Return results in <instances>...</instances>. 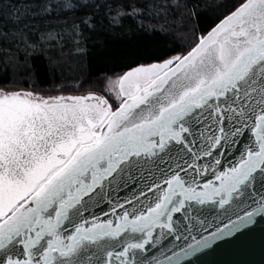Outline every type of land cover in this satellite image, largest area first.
<instances>
[{
    "label": "snow or ice",
    "instance_id": "1",
    "mask_svg": "<svg viewBox=\"0 0 264 264\" xmlns=\"http://www.w3.org/2000/svg\"><path fill=\"white\" fill-rule=\"evenodd\" d=\"M0 264H264V0H0Z\"/></svg>",
    "mask_w": 264,
    "mask_h": 264
},
{
    "label": "water",
    "instance_id": "2",
    "mask_svg": "<svg viewBox=\"0 0 264 264\" xmlns=\"http://www.w3.org/2000/svg\"><path fill=\"white\" fill-rule=\"evenodd\" d=\"M226 258L235 259V260H242V261L259 262L262 258L259 242L257 241L253 247H251L245 251L236 253V254L229 256V257H226Z\"/></svg>",
    "mask_w": 264,
    "mask_h": 264
},
{
    "label": "trees",
    "instance_id": "3",
    "mask_svg": "<svg viewBox=\"0 0 264 264\" xmlns=\"http://www.w3.org/2000/svg\"><path fill=\"white\" fill-rule=\"evenodd\" d=\"M69 23H71V20H69ZM36 64H37V71L41 74L40 78L41 79L46 78V68L44 64L42 63V61L37 60Z\"/></svg>",
    "mask_w": 264,
    "mask_h": 264
}]
</instances>
